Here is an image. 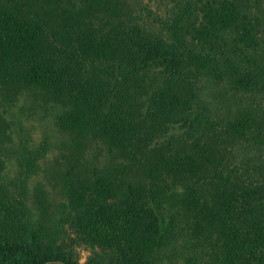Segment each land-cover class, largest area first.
<instances>
[{"label": "trees", "instance_id": "1", "mask_svg": "<svg viewBox=\"0 0 264 264\" xmlns=\"http://www.w3.org/2000/svg\"><path fill=\"white\" fill-rule=\"evenodd\" d=\"M9 89L46 123L26 176L80 155L54 232L6 204L0 264H264V0H0Z\"/></svg>", "mask_w": 264, "mask_h": 264}, {"label": "rangeland", "instance_id": "2", "mask_svg": "<svg viewBox=\"0 0 264 264\" xmlns=\"http://www.w3.org/2000/svg\"><path fill=\"white\" fill-rule=\"evenodd\" d=\"M38 99L39 96L32 92L11 89L0 98V202L3 204L0 213H4L11 198H19L28 206L33 224L38 228L47 226L49 233L50 229L54 232L58 210L64 200L60 190L61 172L76 161L80 153L74 148H51L39 160L38 170L26 176V166L30 164L25 156L37 150L41 125L46 124L40 118ZM49 131L54 134L52 139L58 137L57 143L69 139L63 131H55L53 125ZM5 227H0V238L5 234ZM89 255L87 247L77 246V263L87 264Z\"/></svg>", "mask_w": 264, "mask_h": 264}]
</instances>
